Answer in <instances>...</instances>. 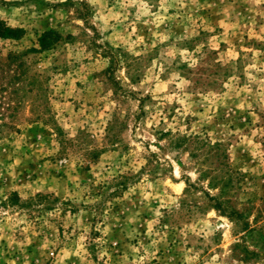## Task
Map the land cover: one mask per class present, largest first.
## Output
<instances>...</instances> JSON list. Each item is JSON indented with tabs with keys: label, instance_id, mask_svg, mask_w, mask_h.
Masks as SVG:
<instances>
[{
	"label": "rangeland",
	"instance_id": "1",
	"mask_svg": "<svg viewBox=\"0 0 264 264\" xmlns=\"http://www.w3.org/2000/svg\"><path fill=\"white\" fill-rule=\"evenodd\" d=\"M0 21V264H264V0Z\"/></svg>",
	"mask_w": 264,
	"mask_h": 264
},
{
	"label": "trees",
	"instance_id": "2",
	"mask_svg": "<svg viewBox=\"0 0 264 264\" xmlns=\"http://www.w3.org/2000/svg\"><path fill=\"white\" fill-rule=\"evenodd\" d=\"M24 34V30L22 29H15L7 26L4 22L0 21V38L1 39H14L19 40L22 38ZM59 34H57L54 31H49L44 34H42L39 38V45L42 48V50L50 49L53 42H55L58 39ZM6 125V124H4ZM9 198V201H12L13 199L16 200V203L19 201V196L17 194H12Z\"/></svg>",
	"mask_w": 264,
	"mask_h": 264
}]
</instances>
